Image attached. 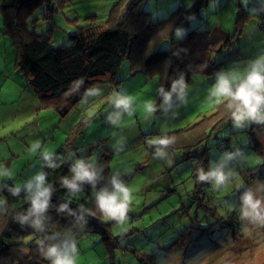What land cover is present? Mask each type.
<instances>
[{
    "label": "rangeland",
    "instance_id": "rangeland-1",
    "mask_svg": "<svg viewBox=\"0 0 264 264\" xmlns=\"http://www.w3.org/2000/svg\"><path fill=\"white\" fill-rule=\"evenodd\" d=\"M115 1L56 0L60 8L46 17L49 9L41 2L26 13H30L25 19L26 31L48 35L54 45L68 43L69 34L89 22L87 14H92L90 18L95 22L105 21ZM181 1L189 4V0ZM148 2L151 6L162 3ZM62 3L65 4L61 6ZM236 6L242 13L236 22L238 30L246 20H242L243 10L260 13L258 17L248 16L238 36L234 35ZM152 19L160 18L153 14ZM194 20L198 26L190 31V44L166 41L159 45L172 49L176 58L181 55L179 59L193 64L194 71L203 69L206 74L193 73L185 104L173 94L171 106L162 107L158 74L140 67L131 70L124 59L114 76H104L87 87L102 89L99 96L87 97L85 102L84 93L69 111L61 112L35 95L19 69L16 45L10 32L4 31L0 8V168L12 171L13 185H22L41 170L44 150L52 151L69 134L73 140L79 134L84 146L73 150L72 158L94 159L98 167L107 168L99 181L109 186L110 177L119 172L120 178L127 177L125 184L132 191L125 224L105 217L97 207L96 214H92L98 219L91 224L100 228L109 225L112 235L101 233L94 226L93 230L92 225L82 234L89 227L84 226L85 222L73 226L62 220L50 227L51 235L58 232L63 239L71 235L77 240L76 264H264V226L241 220L239 213L240 196L246 188L264 195V125L234 129L231 120L223 128L205 124V116L216 107L208 98L215 73L233 67L243 72L248 61L264 54V35L250 31L251 27L264 31L259 26L264 23V1L208 0V6ZM220 26L223 28L218 34ZM230 34L233 35L229 37ZM149 47L144 48L143 55ZM200 54L202 57L194 63ZM114 93L134 99L133 114H125L119 125L108 120L116 111L110 103ZM148 101L157 106L152 115L145 111ZM199 133L203 138L198 139ZM165 134L173 137L175 143L165 150V157L155 158V146H150L149 141ZM36 142L41 149L32 152ZM237 149H242V155L229 161L226 170L237 173L239 181L233 179L226 189L216 191L210 182L197 180L199 151H209V168L225 151ZM2 179L10 180L0 178V184ZM240 181L243 185L237 188ZM23 251L29 250L22 247L20 252ZM22 256L20 261H24ZM3 258L2 255L0 260Z\"/></svg>",
    "mask_w": 264,
    "mask_h": 264
},
{
    "label": "trees",
    "instance_id": "trees-1",
    "mask_svg": "<svg viewBox=\"0 0 264 264\" xmlns=\"http://www.w3.org/2000/svg\"><path fill=\"white\" fill-rule=\"evenodd\" d=\"M157 1L162 3L154 6L158 10L155 12L151 10L148 0H117L110 7L105 21L95 22L94 18H90L92 14L89 13L87 14L89 22L78 31L70 33L68 43L57 45L52 44L48 35L34 30L26 31L25 21L30 14H26L28 10L41 2H44L49 9L45 17L50 16L54 10L60 8L56 6V0H0V8L4 14V31L10 32L16 45L17 65L25 74L35 95L44 103H52L56 109L65 112L74 106L75 101L85 93L87 87L93 86L96 80L99 82L104 76H114L124 59L129 62L131 70L140 67L144 71L156 72L158 84L165 91L170 87L167 84L178 79L181 74L186 84L191 81L193 73L206 75L203 69L194 71L193 64L180 60L181 55L176 58L172 49L164 45L160 48L159 45L166 41L190 44L193 37L190 31L195 25L198 26L194 19L202 8L208 6V0H189L188 5L181 3V0ZM166 1L171 3L162 5ZM64 4L62 3L61 6ZM237 10L235 22L242 15L241 11ZM243 12L260 16L257 12H246V10ZM153 14L160 19L154 21ZM259 26L264 28V23H259ZM177 27L186 29V34L182 38H176L174 35ZM238 31L235 26L234 34ZM232 35L230 34L229 37ZM151 40L155 42L154 45L151 44ZM146 47L149 49L143 55ZM196 60L198 59L193 62H197ZM81 78L83 82L79 87H74ZM115 81L117 82L118 79ZM205 117L208 120L205 124L209 128L215 126L223 128L231 120L230 111L224 104L216 105L215 110L213 109ZM197 136L198 139L203 138L200 133ZM80 138L78 134L73 140L69 134L59 147L52 150L57 156L59 165L57 168L51 169L44 163L41 164V169L47 172L48 183L54 186L50 208L46 214L48 219L45 221L44 233L35 232L29 224L20 225L17 217L25 213L29 207L26 193L22 190L18 196H13L8 191L13 181L5 179L1 181L0 196L6 203L0 204V257L2 255L4 257L0 260V264H49L39 246V240L47 241L51 236L49 229L54 222L64 220V224L73 226L85 222L87 225L84 226L89 227L82 231L83 234L89 231L91 223L98 219L97 215H92L97 212L95 193L100 187L107 185L104 181H98L96 189L85 184L83 190L75 194L69 193L61 184L63 177L71 176L69 166L74 159L73 150L84 146ZM197 155L198 168L207 171L209 151H199ZM107 171V168H102L101 174ZM126 178L123 176L120 179L125 183ZM62 203H67L72 211H58ZM93 226L101 233L112 235L109 225L100 228L97 224H93L91 228L95 230ZM27 234L29 239H26ZM38 237L39 240L36 239ZM59 239L63 237L60 236ZM22 247L29 251H23L22 254L20 252ZM21 255L24 256V261H20Z\"/></svg>",
    "mask_w": 264,
    "mask_h": 264
},
{
    "label": "clouds",
    "instance_id": "clouds-1",
    "mask_svg": "<svg viewBox=\"0 0 264 264\" xmlns=\"http://www.w3.org/2000/svg\"><path fill=\"white\" fill-rule=\"evenodd\" d=\"M215 6L213 3L212 7L215 8ZM249 11L255 10L249 9ZM185 34L186 29L181 27L175 29L176 38H182ZM82 82L83 78L78 80L74 87H79ZM187 87L183 74L178 79L172 80L168 91L161 87L159 89V93L163 97L161 106L170 107L173 94L185 104L187 102L185 99ZM101 92L102 89L98 87H90L85 90L83 99L87 102V97L99 96ZM208 98L216 105L224 104L227 107L234 129H245L251 124L264 125V54L248 61L243 72L236 70V67L217 71L214 83L208 90ZM110 103L116 109L108 116V120L113 125H119L125 114L129 116L133 114L134 99L127 94L114 93ZM144 107L146 113L152 115L157 106L154 101H148ZM174 143L175 139L166 134L149 141L150 146H155V158L165 157L167 155L165 150ZM40 149L39 142L34 143L31 147L32 152H37ZM117 151H120L119 147H117ZM241 155L242 149H237L235 152L225 151L219 161L213 162L207 171L202 168L198 169L197 180L210 182L216 191L226 189L233 179L239 181L237 173L232 169L226 170L227 165L229 161ZM41 159L47 168L55 169L59 166L57 156L53 151L44 150L41 153ZM69 171L71 176L63 177L61 184L71 194L82 191L85 184L96 189L97 182L103 179L102 167H98L94 159L74 158L69 166ZM12 176L11 170L0 168V178L11 179ZM109 184L110 187L105 185L96 191V207L105 217L123 225L128 219V211L133 198L132 191L120 179L119 172L113 173ZM242 185L243 182L240 181L236 187L239 188ZM22 190L26 193L29 207L25 213L17 217L20 225L29 224L35 232L44 233L46 230L45 221L48 219L46 214L50 208L51 196L54 191V186L47 181V172L41 169L22 185L8 187V191L13 196H18ZM240 201V219L247 220L254 225L264 226V195H257L249 187L240 196ZM4 203L6 201L0 200V204ZM64 210L72 211L67 203L59 205L58 211ZM59 236L60 233L57 232L49 236L47 241H39L44 257L49 261V264H76L79 252L77 240L71 235L64 239H58Z\"/></svg>",
    "mask_w": 264,
    "mask_h": 264
},
{
    "label": "crops",
    "instance_id": "crops-1",
    "mask_svg": "<svg viewBox=\"0 0 264 264\" xmlns=\"http://www.w3.org/2000/svg\"><path fill=\"white\" fill-rule=\"evenodd\" d=\"M247 3H250V2H247ZM238 9V6H236L235 8H234V10H235V13H236V10ZM243 9V8H242ZM244 9H246V8H244ZM151 10L152 11H158L157 10V8H154V5H152L151 6ZM246 12H249V10H247L246 9ZM254 16H257V15H255V14H253ZM248 16H250V14H248V13H245V17H243L242 18V20L244 19V18H246V20H245V22L243 23V25H244V27H245V25H246V23H247V20H248ZM258 17V16H257ZM234 18L236 19V17L234 16ZM257 25V24H256ZM236 26V22L234 21V27ZM253 26L255 27V24L253 23ZM244 27L243 28H241V29H239V31L238 32H236L234 35H236V36H238V34L240 35L242 32H243V29H244ZM221 28H223L222 26H220V28L218 27V34H220V30H221ZM259 28V27H258ZM258 28H256L255 30H254V28H252L251 27V29H250V31H255L256 33H258V34H261V35H264V31H260ZM261 30H264V28H261ZM264 37V36H263ZM202 56V54H200V56L198 57V58H196V59H200V57ZM197 61V60H196ZM201 73H199L198 72V75H200ZM202 75V74H201ZM28 92H29V90H28ZM30 93V92H29ZM54 145H55V143H53L52 144V147H54ZM55 148V147H54ZM13 179V178H12ZM2 180H4V179H2ZM6 180V179H5ZM11 180V179H10ZM12 181V180H11Z\"/></svg>",
    "mask_w": 264,
    "mask_h": 264
}]
</instances>
